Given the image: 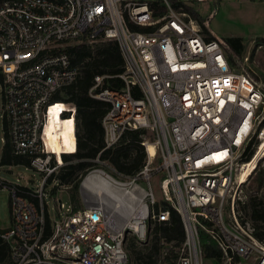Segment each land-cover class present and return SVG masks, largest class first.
I'll list each match as a JSON object with an SVG mask.
<instances>
[{"label":"built area","instance_id":"2783aa9c","mask_svg":"<svg viewBox=\"0 0 264 264\" xmlns=\"http://www.w3.org/2000/svg\"><path fill=\"white\" fill-rule=\"evenodd\" d=\"M175 1L178 7L172 0H0V83L10 141L42 177L40 186L0 177V190L11 196V223L0 231L11 264H128L129 237L147 243L156 224L170 221L171 209L184 240L180 247L164 242L163 258L174 248L175 264H203L206 236L219 248L220 264H264V239L241 209L247 197L238 181L245 164L262 157L264 88L229 63L224 40L210 39L184 10L188 0ZM107 41L119 44L125 87L103 89L104 76H96L90 89L109 104L104 150L127 131L143 130L146 158L134 176L118 173L101 153L89 160L93 166L79 176V208L72 204L52 218L46 199L62 210L57 175L76 162L64 156L78 152L77 105L63 98L81 66L65 50ZM59 102L69 104L59 109L67 131L61 146L46 135Z\"/></svg>","mask_w":264,"mask_h":264},{"label":"trees","instance_id":"16d2710c","mask_svg":"<svg viewBox=\"0 0 264 264\" xmlns=\"http://www.w3.org/2000/svg\"><path fill=\"white\" fill-rule=\"evenodd\" d=\"M175 7L179 6L175 0H172ZM155 7L157 3H152ZM184 10L198 21L205 33L210 39H214L205 26V19L192 6H184ZM157 11H162L157 10ZM133 28V27H132ZM133 29L144 31V28L134 27ZM227 47L229 63L232 66L241 68L243 65V52L245 49L244 42L240 37H230L224 40ZM260 45H264V37L259 40ZM73 59V62L81 66V75L77 82L69 86L65 90L63 101L74 102L77 105L78 120V152L76 155L64 156L65 161L74 160L64 166L57 175L59 182L63 186H70V197L74 210L79 208V200L77 198L79 191V176L88 168L93 166L89 160L96 158L100 153L99 159L107 161L114 169L125 176H134L142 168L146 152L141 144V135L145 133L143 130L127 131L121 142L114 148L105 149L104 128L102 126V118L109 109V104L95 99L90 95V89L95 84L96 76H104L102 88L122 89L125 83L119 77L124 71V60L117 41L101 42L94 46L75 45L65 50ZM246 70V69H245ZM245 74L255 83H259V79L250 72L244 71ZM0 80L1 77H0ZM68 103L59 102L50 115V121L46 131L55 138L58 145L61 142H67L66 128L58 121V109H66ZM2 139L3 145L0 150V167H13L24 165L30 167V160L15 155L10 141L9 124L6 117L2 122ZM47 136V138H51ZM54 141V142H56ZM253 151L248 148L245 155L246 161L249 160ZM259 186H264V178L259 181ZM55 194V190H54ZM251 215L250 218L257 228L256 237L260 240L264 239V202L257 198L251 199ZM170 221L156 224L152 232L151 245L145 247V251L137 250L135 238H129L128 249L131 251L129 261L135 264H158L159 256H162L164 242H175L174 247H180L184 240V229L179 214L173 209L170 212ZM47 225L50 228V218L47 217ZM202 246L204 257L212 259L216 264H220L221 252L217 245L211 242L206 236L202 237ZM177 254L174 248H171L164 257V264H175ZM0 264H11V250L9 244L4 242L0 237Z\"/></svg>","mask_w":264,"mask_h":264},{"label":"rangeland","instance_id":"374dc122","mask_svg":"<svg viewBox=\"0 0 264 264\" xmlns=\"http://www.w3.org/2000/svg\"><path fill=\"white\" fill-rule=\"evenodd\" d=\"M197 12H199L208 23V31L220 39L225 40L230 37L242 38L245 49L243 52V65L241 69L248 71L259 79V83L264 88V45H260L259 40L264 37V0H208L205 3H194L188 0ZM246 69V70H245ZM3 86L0 83V150L3 145L2 122L5 117L3 111ZM59 113V109L57 110ZM58 121L60 117L58 115ZM148 138L154 139L149 133ZM0 177L8 183L25 185L27 182L35 186H40L41 175L33 168L24 165L13 167H0ZM264 178V156L259 162L256 170L242 186V195L247 197L246 203L241 206L244 215L249 218L251 215V199L257 198L264 202V186H259V181ZM70 186H63V190L57 194V198L63 203L60 210L59 205H55L53 199L48 198L49 212L51 217H55L59 212L66 214L72 207L70 197ZM78 200L80 190L78 191ZM79 202V201H78ZM77 205H79L77 203ZM11 223V196L8 190H0V231H5ZM133 238V237H129ZM152 235L147 243H138L137 250L145 251V247L150 246ZM129 258L131 251L127 247ZM163 256H159L158 264H164ZM128 264H135L129 261ZM203 264H216L212 259L204 257Z\"/></svg>","mask_w":264,"mask_h":264},{"label":"bare ground","instance_id":"6f19581e","mask_svg":"<svg viewBox=\"0 0 264 264\" xmlns=\"http://www.w3.org/2000/svg\"><path fill=\"white\" fill-rule=\"evenodd\" d=\"M46 135L51 137V134L49 132L46 131ZM149 151L151 153L154 152L153 146L149 145ZM259 155H261L262 157H257L255 158V160L249 164H245V166L243 167V169L241 170V173L238 174V181H240L242 184L246 183L249 179V177L252 175V173L255 171V166H256V162L258 161L259 158H263L264 156V145L261 147V149L259 150ZM61 157V155H59Z\"/></svg>","mask_w":264,"mask_h":264},{"label":"water","instance_id":"95a60500","mask_svg":"<svg viewBox=\"0 0 264 264\" xmlns=\"http://www.w3.org/2000/svg\"><path fill=\"white\" fill-rule=\"evenodd\" d=\"M206 25H208V23H206ZM215 36V35H214ZM59 203H61V200L59 201ZM95 218H96V216H95Z\"/></svg>","mask_w":264,"mask_h":264}]
</instances>
